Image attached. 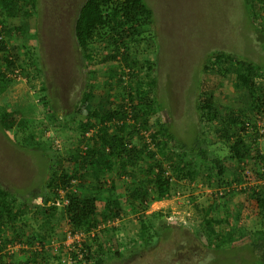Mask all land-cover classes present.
I'll return each mask as SVG.
<instances>
[{
  "label": "rangeland",
  "instance_id": "rangeland-1",
  "mask_svg": "<svg viewBox=\"0 0 264 264\" xmlns=\"http://www.w3.org/2000/svg\"><path fill=\"white\" fill-rule=\"evenodd\" d=\"M83 1L38 0L35 15L8 18V28L18 25L24 28L20 34L4 31L2 35L7 45L16 46L20 57L17 68L13 72L7 70L5 84L0 85V185L17 197V204H27L28 223L22 222V230L30 233L36 228L50 233V241L45 245L53 261V254L58 253L55 246L61 251L69 226L63 212V191L62 200L55 202L56 209L51 208L54 212L51 223L40 224L45 221L41 213L43 205L51 207L52 204V200L47 203L43 200L50 194L46 186L50 166L53 164L62 170L71 165L68 157L76 150L82 130L80 122L87 114L82 105L86 88L93 85L105 92L112 86L115 96L121 93L117 92L120 86L115 77L108 75V68L101 69L90 79L85 71L75 36V18ZM145 1L153 10L156 33L155 41L147 45L154 62L155 96L161 107L156 117L167 122L185 149L205 146L215 138L218 142L207 145V150L225 154L228 148L218 140L214 128V125L219 127L220 119L201 120L197 99L212 95L221 115L239 108L250 113L248 99L242 88L234 87L229 73L222 74L218 66L208 71L204 65L211 64L207 56L216 49L261 63L264 48L259 41L258 28H263V19L249 17L243 0ZM259 13L264 14V3ZM125 69V63L120 62L118 72L122 76ZM49 105L57 112V120H52ZM14 109L19 112L12 111ZM6 111L14 117L20 113L25 122L9 126L3 115ZM28 136L33 139L29 140ZM259 142L264 150V139ZM201 164L194 181L179 187L182 195L158 205L160 207L153 212L132 210L125 199V184L119 177H112L118 187L102 193L105 200L107 195L120 198L124 210L119 219L107 224L109 233L103 234L102 230L97 233L101 238L105 236L104 264L260 263L259 252L264 249L259 247L251 231L258 227L257 208L241 190L245 184L253 183L250 171L247 172L249 167L243 171L248 176L246 180L242 174L244 181L232 180L233 189L224 196H217L216 190L224 191L225 187L209 186L207 170ZM236 174L232 172V178ZM35 197L39 206L34 205ZM105 200L99 201L100 207ZM207 207L210 213L205 216ZM225 215L230 222H213V225L206 221L211 216L224 218ZM142 223L147 225V230L142 229ZM210 227L215 229L211 234ZM92 239V236L85 238L87 243L97 245ZM115 250L121 251V255L114 254ZM14 252L13 256L20 257L18 247Z\"/></svg>",
  "mask_w": 264,
  "mask_h": 264
},
{
  "label": "trees",
  "instance_id": "trees-1",
  "mask_svg": "<svg viewBox=\"0 0 264 264\" xmlns=\"http://www.w3.org/2000/svg\"><path fill=\"white\" fill-rule=\"evenodd\" d=\"M243 3L249 17L262 18L264 22V14L259 13L264 0H243ZM36 12L37 0H0L2 86L7 77L6 71L13 72L19 65L17 60L20 57L16 46L7 45L2 35L4 31L20 34L24 30L21 25L8 28L7 20L11 16H29ZM258 29L261 32L259 41L264 48V26ZM75 36L88 78L108 68V75L115 77L120 86L117 92L121 93L115 96V87L112 86L105 92L95 89L93 85L84 91L82 105L87 114L86 119L80 122L82 130L79 131L76 150L68 157L71 169L59 170L53 164L50 166L46 185L50 194H46L43 200L44 203L52 200V204L51 207L43 205L41 213L45 215V221L40 224L51 223L54 215L51 208L56 209L55 202L62 200L60 190L67 199L63 203V212L67 216L69 229L90 231L104 224L100 230L105 234L110 231L106 224L120 217L124 210L120 198L107 195L105 200L102 193L113 190V176L127 179V205L132 206L134 211L146 212L152 202L172 198L179 187L193 182L200 163L207 170L205 175L209 186L225 187L220 196L233 189L232 180H246L248 176L243 171L249 167V178L253 183L245 184L241 190L249 195L257 208L258 227L251 231L258 239L259 247L264 249V150L259 142L264 139V60L260 63L220 49L208 53L207 59L211 64L205 63L204 68L209 71L218 66L222 74L229 73L234 87L243 89L250 108V113L239 108L221 115L212 95L197 99L196 108L201 120L214 122L220 119L219 127L212 125L219 135L218 140L223 141L228 151L219 155L207 150V145L218 142L215 138L207 141L205 146L198 145L187 150L179 143L167 122L156 117L157 109L161 107L155 96L156 76L152 53L147 51V45L155 41L156 33L153 10L145 0H84L77 12ZM120 62L127 67L123 76L118 72ZM41 90H45L44 86ZM43 96L46 99V94ZM48 108L52 120H57L59 116L53 106L49 105ZM12 111L19 112L17 109ZM10 113H3L9 126L25 122L20 113L15 117ZM91 129L95 130L90 134ZM37 142L35 139L34 143ZM228 169L237 173L235 178ZM242 174L246 177L244 180ZM87 176H93L98 181L96 187L88 186ZM183 180L184 183L181 182ZM78 184L82 188H76ZM228 185L230 187L226 188ZM218 190L221 189H217V193ZM36 200L37 197L33 198L34 205L39 206ZM103 200L104 205L100 207L98 203ZM16 201L17 197L0 185V264H58L56 262L60 261L61 251L53 254L54 262L49 259L45 245L50 241V233L36 228L30 233L22 230V222L28 223L25 218L28 208L26 203L17 204ZM209 213L210 208H205L204 215ZM206 221L208 224L230 222L226 215L224 218L211 216ZM141 226L143 230L148 228L145 223ZM211 231L215 229L210 227V234ZM92 237L97 245L83 241L87 249L86 258L92 260V264H104L105 236L101 238L96 234ZM9 243H21L18 247L20 257L13 256L14 251H5ZM121 253L114 251L117 255ZM263 259L264 250L259 252V264L264 262Z\"/></svg>",
  "mask_w": 264,
  "mask_h": 264
},
{
  "label": "built area",
  "instance_id": "built-area-1",
  "mask_svg": "<svg viewBox=\"0 0 264 264\" xmlns=\"http://www.w3.org/2000/svg\"><path fill=\"white\" fill-rule=\"evenodd\" d=\"M247 172L249 173V170ZM223 193H224L223 190H218V193L216 191L217 196L222 195ZM181 195H182L181 192L177 191L176 194L173 196V198H179ZM158 201L159 200L152 202L146 212L155 211L157 209L156 207H157ZM189 201L190 200H188V202ZM66 202H67V199H64L63 203H66ZM154 204H156V206H154ZM117 219L119 218H116L115 220ZM110 222L111 221L108 222V225L110 224ZM103 226L104 224L103 225L100 224L97 228L92 229L90 231H84V230L73 231L71 229H68L65 234L66 235L65 242L61 248V251L63 250V253L61 254V258L58 264H91L92 260H89L86 258L87 249L84 247L83 241L85 240L87 236H94L98 231H100V229H102ZM20 245L21 243L20 244L9 243L6 245L5 251L7 253H11L14 251L16 247H20ZM58 247L59 246H55V249L59 252L60 248Z\"/></svg>",
  "mask_w": 264,
  "mask_h": 264
},
{
  "label": "crops",
  "instance_id": "crops-1",
  "mask_svg": "<svg viewBox=\"0 0 264 264\" xmlns=\"http://www.w3.org/2000/svg\"><path fill=\"white\" fill-rule=\"evenodd\" d=\"M92 130H95V129H91L90 130V134L92 133V132H94V131H92ZM67 169H71V166L70 167H68V168H64V169H62V170H67ZM87 183H88V186L89 187H96L97 186V183H98V181L93 177V176H87ZM122 180V184H125V186H124V188L126 187V185H127V179L124 177V178H122L121 179ZM72 181H77L76 179H73ZM182 183H184L185 181L183 180V181H181ZM114 185L113 186H111L113 189H115V188H117L118 186H117V184H116V182H115V180H114ZM81 186V185H80ZM110 186V185H109ZM61 191H63V190H60V192ZM110 191H113V190H111L110 189ZM169 200L170 201H172L173 199H162V200H159L157 203V207H160L161 205H163L164 203H166V202H169ZM158 205H160V206H158ZM139 212H141V211H139ZM46 233V232H45ZM98 233V232H97ZM96 233V234H97ZM46 234H48V233H46ZM95 234V235H96ZM15 253V252H14ZM17 259V258H16ZM56 263H58V261L56 262Z\"/></svg>",
  "mask_w": 264,
  "mask_h": 264
},
{
  "label": "flooded vegetation",
  "instance_id": "flooded-vegetation-1",
  "mask_svg": "<svg viewBox=\"0 0 264 264\" xmlns=\"http://www.w3.org/2000/svg\"><path fill=\"white\" fill-rule=\"evenodd\" d=\"M37 12H38V0H37ZM76 18H77V15H76ZM76 18H75V21H76ZM38 31H39V27H38ZM39 34V33H38ZM37 40V39H36Z\"/></svg>",
  "mask_w": 264,
  "mask_h": 264
}]
</instances>
